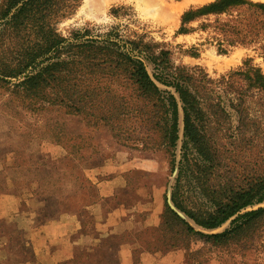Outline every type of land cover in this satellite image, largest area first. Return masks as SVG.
Masks as SVG:
<instances>
[{
  "label": "trees",
  "instance_id": "16d2710c",
  "mask_svg": "<svg viewBox=\"0 0 264 264\" xmlns=\"http://www.w3.org/2000/svg\"><path fill=\"white\" fill-rule=\"evenodd\" d=\"M78 1L0 0V87L20 99L89 117L118 140L168 151L178 176L165 197L161 227L177 226L200 243L231 246L241 257L254 254V264H264L262 68L247 58L212 77L199 65L175 64L164 44L156 53L142 36L125 39L113 29L94 34L85 28L63 37L54 20L70 14ZM200 19L205 20L201 28L213 27L220 52L258 43L264 54V1L213 0L190 7L177 32L192 31L190 23ZM147 60L156 62L153 75ZM226 138L235 148L257 151V169L243 184L209 182ZM184 176L195 182L207 207L189 200ZM170 203L206 229L234 218L228 228L206 232Z\"/></svg>",
  "mask_w": 264,
  "mask_h": 264
},
{
  "label": "rangeland",
  "instance_id": "374dc122",
  "mask_svg": "<svg viewBox=\"0 0 264 264\" xmlns=\"http://www.w3.org/2000/svg\"><path fill=\"white\" fill-rule=\"evenodd\" d=\"M210 1L213 0H79L70 14L54 20L53 25L63 37L85 28L94 34L113 29L125 39L142 36L155 45L156 53L160 52V43L164 44L175 64L199 65L212 77L239 67L247 58L264 71V54L258 43L235 45L220 52L213 27H200L203 19L190 23L192 31L177 32L185 10ZM146 64L151 75L158 71L153 60ZM229 141L226 138L222 142L219 162L211 169V184L226 180L243 184L247 180L245 175H253L257 169V151L235 148ZM181 144L180 139L178 158ZM122 169L134 190L143 187L149 193H159L162 199L160 220L127 235L133 242H140L136 255L150 251L169 264L255 263L254 254L241 257L231 246L203 244L181 234L177 226L166 230L161 227L165 197L178 176L176 170L172 171L168 151L118 140L108 128L95 124L89 117L69 113L58 104L20 99L0 87V196L11 193L39 197L44 200L40 209L50 214L64 208L62 200L68 196L82 194V200L69 198L72 203L65 201V205L87 203L92 196H98L94 179ZM187 179L184 176L183 186L189 200L207 207L195 182ZM182 217L206 232L222 231L234 218L206 229L187 214ZM12 227V223L0 221V231Z\"/></svg>",
  "mask_w": 264,
  "mask_h": 264
},
{
  "label": "crops",
  "instance_id": "0c3cea01",
  "mask_svg": "<svg viewBox=\"0 0 264 264\" xmlns=\"http://www.w3.org/2000/svg\"><path fill=\"white\" fill-rule=\"evenodd\" d=\"M126 177L122 169L96 178L98 196L76 205L65 201L82 194L65 197L50 214L39 197L2 194L0 221L13 227L0 231V264H169L150 251L136 255L140 242L127 235L160 220L162 199Z\"/></svg>",
  "mask_w": 264,
  "mask_h": 264
},
{
  "label": "water",
  "instance_id": "95a60500",
  "mask_svg": "<svg viewBox=\"0 0 264 264\" xmlns=\"http://www.w3.org/2000/svg\"><path fill=\"white\" fill-rule=\"evenodd\" d=\"M177 172V171H176ZM172 208H174V210H176L181 216H184V212L180 211L179 209H177L172 203H170Z\"/></svg>",
  "mask_w": 264,
  "mask_h": 264
},
{
  "label": "bare ground",
  "instance_id": "6f19581e",
  "mask_svg": "<svg viewBox=\"0 0 264 264\" xmlns=\"http://www.w3.org/2000/svg\"><path fill=\"white\" fill-rule=\"evenodd\" d=\"M90 0H88V2H89ZM152 6V5H151ZM157 6V5H156Z\"/></svg>",
  "mask_w": 264,
  "mask_h": 264
}]
</instances>
